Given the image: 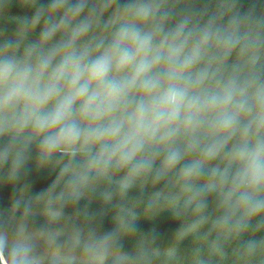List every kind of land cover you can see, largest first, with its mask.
Listing matches in <instances>:
<instances>
[{"label": "clouds", "instance_id": "9594fccd", "mask_svg": "<svg viewBox=\"0 0 264 264\" xmlns=\"http://www.w3.org/2000/svg\"><path fill=\"white\" fill-rule=\"evenodd\" d=\"M0 264H264V0H0Z\"/></svg>", "mask_w": 264, "mask_h": 264}]
</instances>
